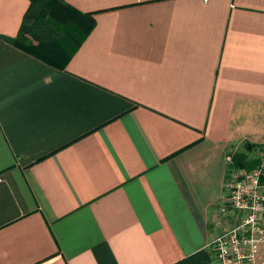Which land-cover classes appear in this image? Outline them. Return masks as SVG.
<instances>
[{
    "label": "crops",
    "instance_id": "1",
    "mask_svg": "<svg viewBox=\"0 0 264 264\" xmlns=\"http://www.w3.org/2000/svg\"><path fill=\"white\" fill-rule=\"evenodd\" d=\"M61 1L95 20L64 68L0 0V264L214 257L228 157L264 145V0Z\"/></svg>",
    "mask_w": 264,
    "mask_h": 264
},
{
    "label": "trees",
    "instance_id": "2",
    "mask_svg": "<svg viewBox=\"0 0 264 264\" xmlns=\"http://www.w3.org/2000/svg\"><path fill=\"white\" fill-rule=\"evenodd\" d=\"M19 33L5 39L21 50L59 68H64L87 38L95 20L93 13H81L61 0H30ZM248 152L264 149V145L246 142ZM236 166L253 167L248 155L240 153ZM212 253L198 251L174 264H211Z\"/></svg>",
    "mask_w": 264,
    "mask_h": 264
},
{
    "label": "built area",
    "instance_id": "3",
    "mask_svg": "<svg viewBox=\"0 0 264 264\" xmlns=\"http://www.w3.org/2000/svg\"><path fill=\"white\" fill-rule=\"evenodd\" d=\"M233 165L226 181L224 212L236 215L234 224L213 240L211 264H258L264 251V149L253 151V167Z\"/></svg>",
    "mask_w": 264,
    "mask_h": 264
},
{
    "label": "rangeland",
    "instance_id": "4",
    "mask_svg": "<svg viewBox=\"0 0 264 264\" xmlns=\"http://www.w3.org/2000/svg\"><path fill=\"white\" fill-rule=\"evenodd\" d=\"M238 151H244V149H239ZM258 264H264V251L262 252V257L261 259L259 260Z\"/></svg>",
    "mask_w": 264,
    "mask_h": 264
}]
</instances>
